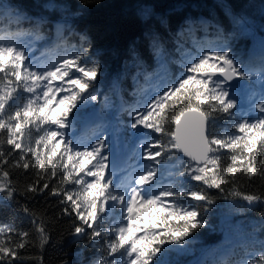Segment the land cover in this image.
I'll return each mask as SVG.
<instances>
[{
	"label": "snow or ice",
	"instance_id": "obj_1",
	"mask_svg": "<svg viewBox=\"0 0 264 264\" xmlns=\"http://www.w3.org/2000/svg\"><path fill=\"white\" fill-rule=\"evenodd\" d=\"M43 7L48 14L31 16L0 0L12 23L30 26L16 38L0 37V209L15 203L34 230L0 224V264H44L42 255L25 254L42 252L50 241L47 217L27 203L36 196L55 198L60 214L74 218L69 234L99 249L83 264H171L170 254L188 251L207 224L204 213L215 203L207 189L249 206L264 204V193L242 190L264 182V66L261 92L246 95L250 85L240 82L254 74L230 51L219 24L220 43L189 48L183 37L207 22L185 20L167 36L153 27L155 12L142 5L147 51L131 49L109 80L86 36L68 44L76 34L67 4L48 0ZM157 23L165 29L167 20ZM231 23L232 39L254 35L246 16L233 14ZM260 31L264 53V25ZM21 36L50 40L65 55L36 56ZM149 60L157 65L151 73ZM142 76L149 88L139 87ZM128 77L136 86L131 103L122 87ZM102 80L108 88L97 109ZM80 122L104 131L78 137L72 129ZM126 154L132 163L121 166ZM16 170L26 177L22 188L13 180ZM245 264H264V241Z\"/></svg>",
	"mask_w": 264,
	"mask_h": 264
},
{
	"label": "trees",
	"instance_id": "obj_2",
	"mask_svg": "<svg viewBox=\"0 0 264 264\" xmlns=\"http://www.w3.org/2000/svg\"><path fill=\"white\" fill-rule=\"evenodd\" d=\"M48 0H4V4L15 3L31 16L48 14L43 7ZM67 4L69 15L68 23L75 36H69L68 44H78L79 36L84 35L91 43L89 51L99 60L104 69V75L109 80L121 71L125 62L129 60V51L136 49L146 53L145 24L141 15V6L149 5L155 12L152 20L153 27L172 36L179 30L185 20H197L207 22V27L197 24L190 35L183 39L186 46L191 48L194 42L206 47L221 42V37L216 32V25L223 29V38L231 45L230 51L245 61L248 56L247 49L261 36V26L264 25V0H61ZM233 14L246 16L253 25L254 35L232 39L236 31L231 23ZM160 17L167 20L165 29H161L157 23ZM30 30L28 24L22 27L12 23L10 17L3 14L0 9V37L5 40L16 38L17 31ZM47 35V30H43ZM21 36L19 38H27ZM32 42H36L32 37ZM40 49L47 56L65 55L64 48H56L50 40H39ZM178 57V54H176ZM148 72H153L157 65L155 60H149ZM255 67L261 68V61H252ZM175 72L176 66L170 65ZM108 80H102L99 87L100 100L94 103L97 109L103 105V95L107 92ZM150 82H146L143 76L140 78L139 87L146 88ZM125 99L129 103L134 97L131 93L135 85L131 77L123 80ZM119 119L127 124L129 118L121 114ZM82 123V122H80ZM78 123V125L80 124ZM80 126V125H79ZM96 127H94L95 129ZM13 180L19 187H23L26 177L20 175L19 170L13 174ZM194 186V185H193ZM245 192L256 194L264 193V182L256 181L254 184H245L242 188ZM215 201L207 206L204 217L207 224L195 234L193 242L187 245L188 251L183 253L173 252L168 259L171 264H190L201 259L202 264H245V261L255 257L261 250V242L264 241V204L249 206L240 198L227 196L216 189H207ZM20 204H24L23 197L18 196ZM28 205L38 213H43L49 223L48 229L50 241L41 252L38 248L30 249L27 255L44 258V264H83L99 254V249L87 248L78 243L69 233L73 224V217L60 214L55 205V198L36 196L27 201ZM15 221L25 230H33L30 220L22 217L15 203H10L0 209V224H8ZM78 223V221H77ZM34 231V230H33ZM226 245H231V252L223 255Z\"/></svg>",
	"mask_w": 264,
	"mask_h": 264
},
{
	"label": "rangeland",
	"instance_id": "obj_3",
	"mask_svg": "<svg viewBox=\"0 0 264 264\" xmlns=\"http://www.w3.org/2000/svg\"><path fill=\"white\" fill-rule=\"evenodd\" d=\"M19 40L24 41L26 43H29L30 46L35 48L34 51V55L36 56H41L42 58H47V59H51V58H55L57 55H53L54 57L47 56L46 54H44V52L41 51L40 49V43L38 41L36 42H32V39H29V37L23 39V38H19ZM248 56L245 58L244 63L246 65H248L250 67V69L252 70L255 79L253 81H242L241 83L243 84H249L250 87L248 89L245 90V94L246 95H250L252 93H256L257 95H259V93L261 92V82L259 80V76L261 75V68L262 66H264V53H262L261 51V45H260V40L259 42L256 41V39H253V42L249 45L247 52ZM43 54V56H42ZM243 55H240L239 57H237V55H235V58L241 60L240 58H242ZM261 68L255 67L253 65V63H251L252 61L256 62V61H261ZM149 86H147L146 88H149ZM95 103V102H94ZM89 107H92V105H90ZM80 125V126H79ZM78 125V123L76 124V126L72 129V132L78 136V137H82V138H90L93 137L95 135H98L100 133H102L104 131L103 128H97L96 127V123L95 122H82ZM94 127H96L94 129ZM127 152V150H126ZM111 159V157H110ZM231 245H226L222 251L223 255L228 254L231 252ZM191 264H202L201 259H198L194 262H192Z\"/></svg>",
	"mask_w": 264,
	"mask_h": 264
},
{
	"label": "water",
	"instance_id": "obj_4",
	"mask_svg": "<svg viewBox=\"0 0 264 264\" xmlns=\"http://www.w3.org/2000/svg\"><path fill=\"white\" fill-rule=\"evenodd\" d=\"M241 83V82H240Z\"/></svg>",
	"mask_w": 264,
	"mask_h": 264
}]
</instances>
